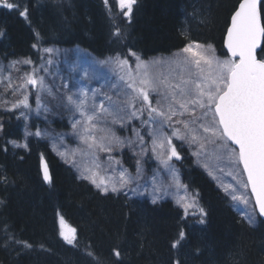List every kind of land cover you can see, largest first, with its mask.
<instances>
[{"label": "trees", "instance_id": "trees-1", "mask_svg": "<svg viewBox=\"0 0 264 264\" xmlns=\"http://www.w3.org/2000/svg\"><path fill=\"white\" fill-rule=\"evenodd\" d=\"M242 1L135 0L125 19L115 15L119 0H0V60L37 62L40 48L58 47L134 65L197 44L230 63V74L235 62L224 43ZM261 11L264 24V2ZM0 120V264H264V220H246L188 147H179V166L203 219L171 199L102 192L47 140L23 144L16 111ZM54 125L68 129L65 119ZM60 218L76 231L75 244L62 238Z\"/></svg>", "mask_w": 264, "mask_h": 264}, {"label": "rangeland", "instance_id": "rangeland-1", "mask_svg": "<svg viewBox=\"0 0 264 264\" xmlns=\"http://www.w3.org/2000/svg\"><path fill=\"white\" fill-rule=\"evenodd\" d=\"M134 4L119 0L115 15L130 18ZM39 50L37 62L0 60V112L18 113L23 144L30 137L47 140L61 161L102 192L171 199L186 215L203 219L182 180L179 147L186 146L234 208L256 221L239 153L214 111L230 63L211 47L192 44L134 65L99 60L80 48ZM63 119L68 129H56L54 122ZM60 230L67 243H76V231L61 218Z\"/></svg>", "mask_w": 264, "mask_h": 264}, {"label": "water", "instance_id": "water-1", "mask_svg": "<svg viewBox=\"0 0 264 264\" xmlns=\"http://www.w3.org/2000/svg\"><path fill=\"white\" fill-rule=\"evenodd\" d=\"M243 0L233 14L225 37V49L236 61L226 90L214 107L224 137L239 152L258 216L264 220V45L262 4ZM47 182L52 177L43 164Z\"/></svg>", "mask_w": 264, "mask_h": 264}]
</instances>
